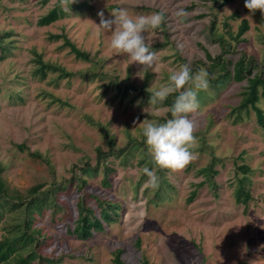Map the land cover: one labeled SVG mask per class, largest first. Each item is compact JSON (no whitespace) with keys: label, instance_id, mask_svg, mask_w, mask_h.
<instances>
[{"label":"rangeland","instance_id":"obj_1","mask_svg":"<svg viewBox=\"0 0 264 264\" xmlns=\"http://www.w3.org/2000/svg\"><path fill=\"white\" fill-rule=\"evenodd\" d=\"M207 1L212 5V0H76L70 12L42 26L38 18L59 0H0V33H8L9 49L0 59L1 176L12 193L25 194L37 184L40 190L62 187L54 195L58 209L33 214L32 225L43 235L37 246L42 257L55 264H116L120 250L125 264H264V128L251 107L248 114L241 110V118L233 110L245 80L209 85L197 99L199 108L187 114L196 125L197 158L181 172L166 169L160 199L154 197L158 188L146 186L140 149L128 161L108 158L109 185L103 184L102 165L93 174L79 170L96 164V147L107 150L108 137L119 149L128 136L141 139L146 122L172 118L168 106L151 105L150 96L184 64L192 75L208 72L207 53H221L209 33L212 17L213 31L231 45L224 55L231 69L240 51L264 64V14L249 12L245 0H216L212 9ZM117 9L132 17L165 14L160 28L143 34L157 57L146 73L112 49V33L97 26L98 12L112 18ZM180 10L186 16L177 17ZM243 19L248 28L237 43L225 24L234 34ZM60 34L92 60L77 58L62 36L51 37ZM34 52L73 75L60 78L48 71L41 77ZM257 104L264 113V98ZM22 143L49 162L20 150ZM210 163L215 173L207 180L200 171ZM80 197L97 215V200L118 206L114 220L85 240L72 233ZM0 201V223L6 232L16 231L23 207Z\"/></svg>","mask_w":264,"mask_h":264},{"label":"trees","instance_id":"obj_2","mask_svg":"<svg viewBox=\"0 0 264 264\" xmlns=\"http://www.w3.org/2000/svg\"><path fill=\"white\" fill-rule=\"evenodd\" d=\"M213 3L209 6L212 9L213 4L216 0H212ZM231 0H223L226 3ZM206 2V1H205ZM65 14L64 10L60 7L59 3H56L51 9H49L45 14L41 15L37 23L39 25L45 26L52 22L58 20L62 15ZM212 16V15H211ZM216 25L215 19L213 17L210 19V24L208 25L209 33L214 37L213 40L216 41L218 46L221 47V53L216 57H211L207 53V57L210 65H208V76L211 74L213 78L210 77L209 85L216 87L217 84H223L226 80H233L240 82L245 80L246 86L240 92L241 101L238 106L233 110H238L237 117L241 118V110L244 109L247 114L250 107L255 111L256 119L258 123L264 128V113L263 110L258 106V102L261 97L264 98V64L258 63L253 55L247 56L245 52L242 53L235 63H233L232 69L230 68L231 61L228 57H224L226 53L230 51V44L226 43L222 35H217L213 30ZM229 29L228 32L233 40L240 42L243 40L242 35L248 28V23L246 19H243L238 25L237 31L233 34L230 30V26L225 24ZM8 33H0V59L4 56V52L8 51L7 41L4 40ZM62 36L64 38L63 44L70 49L77 58L83 60H92L88 52L78 48L73 42H71L65 35H51L53 38H59ZM36 60L38 62V67L35 72L39 73L41 77L46 76V72L53 71L58 72V77H68L73 75L71 72H66L64 69L56 64L45 62L42 57L34 52ZM219 82V83H218ZM145 87H141L140 91H144ZM126 93H123L125 95ZM173 95V97H172ZM177 94H171L162 104H157V107L168 106L171 109ZM205 96L204 91H199L197 99L201 100ZM171 112V111H170ZM145 137L142 134V138L138 139L136 137L128 136L127 143L121 147L116 148L113 137H108V149L103 150L101 146L96 147V164L91 166L89 163L83 164L79 168L81 173L93 174L99 170V166H103L102 172L104 174V185H109L107 180L108 173L113 171V168L108 165V158L111 156H123V158L128 161L129 156L133 155V150L140 149L143 157L139 160L140 164L146 165L150 170L155 166L156 172L159 179L158 189L154 192V197L160 199V188L161 184L165 183L163 178L166 169L158 168L153 159L147 154V147L144 145ZM17 147L26 151L29 156L36 157L39 159H44V161L49 162L48 159L44 158L40 153L36 151H30L25 145L17 144ZM2 168L0 167V199H6L10 205L21 206L22 208V221L16 231L6 232L0 223V264H31L33 261H37V264H43V262H48L49 264H55L56 261L50 258H44L39 253H37V246L40 244L41 229L34 227L32 223L34 222V213L40 214L44 209H58L60 207L59 203L56 201L54 195L58 189H61V185L47 189L40 190L43 186L42 184H37L30 187L24 193L16 191L14 193L9 191V187L3 181L1 176ZM207 180L213 176L215 171H213V163L201 169ZM75 178V177H74ZM79 179V178H78ZM81 184H85V180H81ZM140 181H138L139 183ZM202 183V182H201ZM200 183V184H201ZM194 192L191 194V197ZM190 197V198H191ZM99 206L98 215L94 213V210L89 207L84 198L80 197L77 204V219L75 220L74 228L72 233L80 239H87L91 237L94 232L102 231L105 228V224H109L114 220L113 215L117 214L116 209L118 206L110 200H97ZM1 206V201H0ZM61 209V208H60ZM59 209V210H60ZM121 251L115 252L114 262L116 264H125L120 258ZM148 264L147 261L143 262Z\"/></svg>","mask_w":264,"mask_h":264},{"label":"clouds","instance_id":"obj_3","mask_svg":"<svg viewBox=\"0 0 264 264\" xmlns=\"http://www.w3.org/2000/svg\"><path fill=\"white\" fill-rule=\"evenodd\" d=\"M75 2L76 0H59L61 8L69 12V5ZM244 7L249 12L259 10L264 14V0H245ZM97 15L100 22L96 25L112 33V49L118 54L128 55L132 62L142 66L145 73L154 67L156 53L150 50L151 45L146 43L143 34L149 29L156 30L161 27L165 20L163 12L132 17L126 10L117 9L112 13V18H105L103 11ZM176 16L184 17L186 13L180 10ZM207 77L208 73L204 69L192 75L190 66L184 64L170 75L168 85L154 91L150 96L149 103L155 106L162 104L169 95L177 94L170 109L171 119L164 123L146 122L143 127L142 134L158 168L181 172L197 158L192 151L197 144L194 136L196 125L187 114L199 108L197 95L199 91L208 90ZM143 173L149 178L146 186L154 189L159 186V179L154 170L145 167Z\"/></svg>","mask_w":264,"mask_h":264}]
</instances>
